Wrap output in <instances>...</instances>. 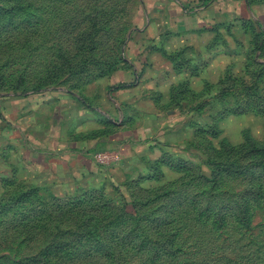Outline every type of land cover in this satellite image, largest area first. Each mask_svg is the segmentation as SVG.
<instances>
[{
    "label": "rangeland",
    "instance_id": "1",
    "mask_svg": "<svg viewBox=\"0 0 264 264\" xmlns=\"http://www.w3.org/2000/svg\"><path fill=\"white\" fill-rule=\"evenodd\" d=\"M49 93L93 170L0 145V264H264V0H0V112Z\"/></svg>",
    "mask_w": 264,
    "mask_h": 264
},
{
    "label": "crops",
    "instance_id": "2",
    "mask_svg": "<svg viewBox=\"0 0 264 264\" xmlns=\"http://www.w3.org/2000/svg\"><path fill=\"white\" fill-rule=\"evenodd\" d=\"M209 13L212 14L211 11H204L200 13L198 18L189 19L190 22L186 24L178 19L180 23L172 24V26H177L176 28L182 32L191 33L193 30L198 29L197 27H200L199 22H202V19ZM173 21L175 22L176 19H172ZM40 97L43 98L19 100L2 107L0 113L3 114V117L1 116L2 119L0 120V131L1 124L5 125L2 127L3 131L0 134V145L3 143L11 145V152L16 147L21 149L24 153L22 164L28 172L36 175V179L40 180L41 183L49 182L48 184L50 185H58L69 181V178L75 177L78 172L87 171L88 168L92 171L93 167L86 163V158L82 151L84 148L81 147L82 140L73 142L71 139L73 143L68 142L70 140L63 136L60 128H56L55 122H53L54 124L50 129H47V127H43L44 118H40L38 115L34 117V115L29 114L33 110L41 109L38 107L50 106L48 104L52 98L54 100H51L53 104H58V106L61 104L56 101L52 93ZM23 110L25 111L24 115L21 114L24 112ZM81 115L83 116L84 114ZM3 120H5V123H3ZM40 123L42 124L41 127ZM41 128H45V130L40 131ZM149 130H151L148 133L149 135L150 133L152 135L159 132L158 126L149 127ZM87 132H80L83 133L82 138L87 137L88 139L91 138V141H99L97 138H92L95 135L93 132ZM80 133L78 132L77 135H80ZM23 136L25 137L24 139Z\"/></svg>",
    "mask_w": 264,
    "mask_h": 264
},
{
    "label": "built area",
    "instance_id": "3",
    "mask_svg": "<svg viewBox=\"0 0 264 264\" xmlns=\"http://www.w3.org/2000/svg\"><path fill=\"white\" fill-rule=\"evenodd\" d=\"M103 157L104 156L102 154L101 155L99 154L96 159H98L100 161Z\"/></svg>",
    "mask_w": 264,
    "mask_h": 264
}]
</instances>
